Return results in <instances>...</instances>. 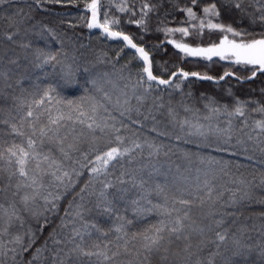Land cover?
<instances>
[{
  "label": "snow or ice",
  "instance_id": "snow-or-ice-1",
  "mask_svg": "<svg viewBox=\"0 0 264 264\" xmlns=\"http://www.w3.org/2000/svg\"><path fill=\"white\" fill-rule=\"evenodd\" d=\"M5 2L0 0V5ZM64 2L33 0L38 11H44L47 4ZM79 2L84 4L79 19L89 32L99 30L97 38L104 42H122L114 45L119 49L117 60L125 49L132 51L127 53V63L119 68L110 59L97 57L99 63H112L113 70L89 75L86 83L90 86L84 87L83 94L76 99L66 98L58 91L76 86L79 71L78 65L73 68L76 57L69 56L63 40L41 21L21 27L33 19L31 5L29 14L10 23L9 27L14 30L0 33V45L5 41L15 45L32 69L42 73L32 80L31 89L21 87L20 94L12 97L7 115L0 108V125L5 126L0 129V264H6V259L15 264L17 257L35 243L34 235L26 233L25 242L24 236L10 233L16 222L23 225L22 213L39 216L42 214L39 209L54 213L63 194L75 187L85 171L87 181L76 194L78 200L70 202L65 211L61 232L50 237L55 246L51 249V264H150L154 256L160 258L161 264H245L257 249V254L264 259V225L260 228L262 239L252 243V236L246 235L247 227L234 228L236 221L229 220L234 213L226 209L235 205L238 198L236 191H232L225 202L224 193L217 191L216 166L221 162L214 156L178 145L156 143L147 138L141 141L128 123L142 127V122L135 118L140 116L155 120L153 111L165 107L160 94L168 89L180 91L190 77L216 83L233 77L243 82L256 78L258 73L264 74V0H190V5L184 6L177 3L176 8L184 14L179 26L168 27L167 20L157 26L156 31L163 33L166 43L182 54L179 57L182 61L191 57L193 60L188 61L191 63L225 62L227 68L218 78L188 72L182 67L168 78L154 74L151 51L138 45L136 37L123 29L124 17L111 12L115 8L118 13H130L126 22L148 32L149 15L157 7L151 0H142L136 19L133 17L137 12L130 0ZM223 6L234 7L261 30L257 33L255 29L225 23L221 18ZM177 34L179 39L171 38ZM214 34H218V42L212 40L207 46L200 43L193 46L187 39L203 41L205 35L211 38ZM33 36L45 41V46H37L31 39ZM49 38L61 47L53 50L47 44ZM214 57L218 60H213ZM9 63L16 65L18 60L11 59ZM134 63L135 72L130 67ZM49 67H59V83L41 86L37 81L47 78ZM235 69L243 70L246 75H239ZM10 79V73L0 69V85L11 88L12 84L7 83ZM29 79L27 75L21 76L16 81L17 87ZM149 101L151 106L145 114L142 109ZM249 103L237 100L234 109L228 111L208 98L204 105L207 114L203 116V120L209 121L207 125L201 122L200 110L183 100V111L191 113V118L180 119L171 104L167 115L178 129L177 142L214 152L229 151L223 145L234 146L230 145L231 135L222 139L228 129L214 128L211 121L223 112L229 117L231 127L232 117H243L244 127H251L246 133L248 140H255L264 153V106L251 109L259 118H253L249 125L246 117ZM127 131L132 134L126 135ZM5 132L12 139H3ZM157 135L168 133L158 131ZM84 144L88 145L87 150L81 147ZM178 152L185 162L183 166L172 160ZM76 153L79 158H74ZM129 211L137 219L153 214L158 219L144 231L133 232L130 226L134 221L129 218ZM101 220L108 223L103 224ZM5 237L10 238L5 240ZM47 251L48 241H45L28 264H34Z\"/></svg>",
  "mask_w": 264,
  "mask_h": 264
},
{
  "label": "trees",
  "instance_id": "trees-1",
  "mask_svg": "<svg viewBox=\"0 0 264 264\" xmlns=\"http://www.w3.org/2000/svg\"><path fill=\"white\" fill-rule=\"evenodd\" d=\"M130 2L136 9L137 16L133 17V19H136L139 17V8L142 0H130ZM151 2L156 4L157 7L155 11L149 15L147 23L150 31L148 32H144L142 29L137 28L135 24L126 22L130 13H118L115 8H112L111 12L115 13L117 16L124 17L122 20L123 29L136 37L135 42L138 45L144 46L151 51L154 74L161 78H168L173 71L182 67L188 72L195 71L201 74L206 73L217 78L222 75L227 68L225 62L220 61L215 64L207 61H200L199 63L188 62L193 60V58L182 61L179 58L182 54L178 53L177 50L166 43L167 38L162 32L156 31L157 26L161 25L165 20H167L168 27L179 26L180 21L184 19V14L176 8V4L179 3L181 6L185 4L190 5V0H151ZM208 2H210V0H208ZM30 5L33 19L27 20L21 27H30L36 20L41 21L47 27L53 29L60 39L63 40L64 50L68 52L69 56L74 55L76 57V64L73 65L74 69L77 65L79 66V71L76 75V86L59 88L58 91H60L62 96L69 99L78 98L83 94L84 87L90 86L86 83L89 75H102L105 72H111L113 70L112 63H99L97 57H102L105 61L110 59L116 63L117 68L127 63L129 59L127 53L132 50L125 49V53H122L119 60H117V52L119 49L114 45L122 42H104L97 38L99 30L89 32L79 19V15L84 8L83 2H79V0H66V2L62 4H47L44 6V11L35 10L33 0H6L4 4L0 5V33L14 30L9 27L10 23L19 21L29 14ZM103 10L104 9H102V11ZM196 10L199 12V9ZM221 18L225 23H231L237 28L255 29L257 33L261 30L258 25H252L247 17H242L241 13L234 7L229 8L223 6L221 8ZM45 35L47 34L45 33ZM216 35L218 34H214L211 38L205 35L203 41L195 40L192 44L197 45L200 43L202 46H207L212 40H216ZM141 36L143 39L139 38ZM31 39L37 46H45V41L35 36L31 37ZM216 42H218V40H216ZM47 44H50L53 50L61 47L58 42L52 41L51 38L48 39ZM81 45H83V47H81ZM0 57L3 58L2 62H0V69L10 73L11 79L7 83L12 84L11 88L0 85V91L3 93V96H0V108H3L5 115H7V111L12 104V97L20 94L21 87L31 89L33 87L32 80L41 76L42 73L32 69L31 65L23 58L21 50L7 41H5L3 45H0ZM11 59H17L18 64H10L9 60ZM130 67L133 72L137 70L135 63ZM85 68L89 71L85 72ZM235 70L238 71V74L241 76L246 75L243 70ZM46 71L47 78L40 79L37 83L41 86H56L59 83V67L56 69L49 67ZM25 75L29 76L30 79L23 80L20 86L17 87L16 81L21 76ZM189 92L191 96L187 95ZM169 93H171V95H169ZM160 95L163 97L165 107L158 111H153V115L156 119L153 120L150 118L144 120L143 116L135 117V113H133V116L139 119L143 126L134 125L128 121L129 128L136 133L141 141L147 138L156 143L163 142L164 144L178 145L182 149H189L193 152L199 151L205 156L211 155L216 157V159L221 162L220 165L216 166V173L218 176L216 181L217 191H222L224 193L223 200L225 202L230 199L232 191H236L238 198V202L235 205L226 209L227 212L234 213V216L229 217V220L231 221L234 219L236 221L233 226L234 228L246 226L248 229L246 235L252 236V243L261 240L260 228L264 225V183H262V180H264V153L260 151V147L257 146L255 140H248L246 133L251 131V127H244L242 120L245 118L232 117L231 127H229V117L222 112L219 118H214L211 121L214 128L221 130L228 129L227 132L223 133L222 139L231 135L232 139L230 145L234 146L229 147V145H223L229 148V151L214 152L210 149H196L194 145L177 142L175 134L178 132V129L174 128L167 115V111L169 104H171V106L176 108L179 112L180 119L186 116L191 118V113H185L183 111V107L181 106V100H183L194 109L200 110L201 122L207 125L209 121L203 120V116L207 114L204 105L208 102V98L215 101L216 106L220 107L222 110L227 108L228 111H232L236 101L240 100L250 102L247 106L246 117H248L249 125H251L253 118H259V114L252 112L251 109L264 106V74L258 73L256 78L252 80L245 79L243 82L233 77H226L225 80L219 81L218 83L211 80H196L190 77L189 81H185L181 85L180 91L168 89ZM113 100H115V96H113ZM132 103L135 104V101ZM150 106L151 101H149V104L146 105L142 111L147 114ZM113 114L117 115L119 118L118 113L114 112ZM4 127L5 126L0 125V129ZM77 127L79 128V126ZM153 128H155L156 131H153ZM241 128L244 129L243 132L240 130ZM132 131H127L125 134L131 135ZM158 131L167 132L168 135L158 136ZM3 139L9 140L12 139V137H9L5 132ZM238 140L243 141V143L238 144ZM81 147L87 150L88 145L84 144ZM245 149L247 150L245 151ZM232 152L236 154L232 155ZM74 158H79V153L74 154ZM172 160L182 166L185 163L179 152L176 156L172 157ZM221 168H223V171H220ZM234 180H243L245 183H233ZM86 181L87 172L85 171L84 174L77 179L75 187L63 194L62 198L58 201V207L54 213L44 212L43 209H39L42 213L39 216L22 213L23 225L21 226L20 222H16L14 227L10 229V233L11 235L19 234L24 236L25 242L28 240V235H25L26 233L34 235L35 243L27 252L17 257L15 264H28V261L32 260L36 249L42 248L45 241H48L49 251L44 252L40 259L35 261L34 264H51V249L55 246L50 237L61 232L60 226L62 219L65 218V211L69 208L70 202L74 199L78 200L76 194L79 192L80 188L84 186ZM245 192H247L246 196H244ZM240 197L243 198L239 199ZM128 216L134 221L130 226L133 232L144 231L150 225L156 223L158 219L154 214L137 219L132 217L130 211ZM45 218L47 222H45ZM100 222L103 224L108 223L106 220H101ZM9 238L10 237H5L4 239L7 240ZM8 246L11 247L12 245ZM257 252H253L245 264H264V259H261ZM6 264H13V261L11 259H6ZM150 264H161L160 258L158 256L152 257Z\"/></svg>",
  "mask_w": 264,
  "mask_h": 264
},
{
  "label": "rangeland",
  "instance_id": "rangeland-1",
  "mask_svg": "<svg viewBox=\"0 0 264 264\" xmlns=\"http://www.w3.org/2000/svg\"><path fill=\"white\" fill-rule=\"evenodd\" d=\"M171 38L179 39L180 37H179V34H177V36H175V37H171ZM187 39L190 41L191 44L196 40V39H193L192 37H188ZM192 45L195 46V44H192ZM175 50H176V49H175ZM190 58H191V57H190ZM213 60H218V58L214 57ZM222 62H223V61H222Z\"/></svg>",
  "mask_w": 264,
  "mask_h": 264
}]
</instances>
